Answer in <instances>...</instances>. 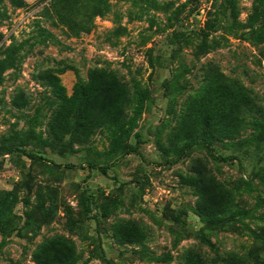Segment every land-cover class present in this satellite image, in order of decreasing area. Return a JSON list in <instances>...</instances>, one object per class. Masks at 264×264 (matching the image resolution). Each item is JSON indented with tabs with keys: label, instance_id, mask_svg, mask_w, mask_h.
I'll return each mask as SVG.
<instances>
[{
	"label": "rangeland",
	"instance_id": "rangeland-1",
	"mask_svg": "<svg viewBox=\"0 0 264 264\" xmlns=\"http://www.w3.org/2000/svg\"><path fill=\"white\" fill-rule=\"evenodd\" d=\"M254 1L0 0V264H264Z\"/></svg>",
	"mask_w": 264,
	"mask_h": 264
},
{
	"label": "trees",
	"instance_id": "trees-1",
	"mask_svg": "<svg viewBox=\"0 0 264 264\" xmlns=\"http://www.w3.org/2000/svg\"><path fill=\"white\" fill-rule=\"evenodd\" d=\"M233 7H232V13H233V17H234V25L237 27L239 26V22L236 19V3L234 1L231 2ZM249 21L252 24V27H256V26H260L263 29L264 26V0H255L253 3V7L250 13V17H249ZM144 104V100H139V105H143ZM139 141L138 144H136L135 146H131L126 153L127 154H139ZM9 151H19L22 152L24 155L31 157L32 159L35 160H41L44 162H50L52 163L51 160H47L46 158H44L43 156L37 155L36 153L33 152H28L26 150L23 149H19V148H9ZM2 151H6L5 149H0V152ZM74 168V166H69ZM111 165H107V166H101V167H96L95 165H90L89 168H97L100 169L102 172L106 173L108 171V169H110Z\"/></svg>",
	"mask_w": 264,
	"mask_h": 264
}]
</instances>
